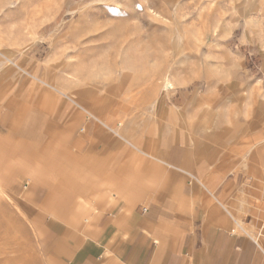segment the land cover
<instances>
[{
    "label": "rangeland",
    "instance_id": "rangeland-1",
    "mask_svg": "<svg viewBox=\"0 0 264 264\" xmlns=\"http://www.w3.org/2000/svg\"><path fill=\"white\" fill-rule=\"evenodd\" d=\"M2 55L24 79L17 94L57 93L44 83L60 88L63 76L65 92L84 93L87 107L112 110L122 125L142 110H170L167 139L181 150L189 134L194 153L208 147L197 172L214 175L201 183L264 247V0H0ZM225 153L233 163L224 168ZM0 194V264H49L27 206Z\"/></svg>",
    "mask_w": 264,
    "mask_h": 264
},
{
    "label": "crops",
    "instance_id": "crops-1",
    "mask_svg": "<svg viewBox=\"0 0 264 264\" xmlns=\"http://www.w3.org/2000/svg\"><path fill=\"white\" fill-rule=\"evenodd\" d=\"M2 57L0 188L27 206L49 264H264V247L201 183L214 175L197 172L208 147L194 153L189 134L181 150L167 139L170 110H142L122 125L112 110L87 107L84 93L65 92L63 76L61 89L44 83L57 93L17 94V70ZM232 163L225 153L223 167ZM258 219L259 210L251 228Z\"/></svg>",
    "mask_w": 264,
    "mask_h": 264
},
{
    "label": "snow or ice",
    "instance_id": "snow-or-ice-1",
    "mask_svg": "<svg viewBox=\"0 0 264 264\" xmlns=\"http://www.w3.org/2000/svg\"><path fill=\"white\" fill-rule=\"evenodd\" d=\"M105 7L108 8L112 12H115V11H118L119 10V9H117V7L115 5H105ZM137 7L142 8V6L139 5V4L137 5Z\"/></svg>",
    "mask_w": 264,
    "mask_h": 264
},
{
    "label": "built area",
    "instance_id": "built-area-1",
    "mask_svg": "<svg viewBox=\"0 0 264 264\" xmlns=\"http://www.w3.org/2000/svg\"><path fill=\"white\" fill-rule=\"evenodd\" d=\"M143 209H145V208H143ZM260 232H261V236H262L263 239H264V216H263V218H262V220H261ZM255 240H256V239H255ZM256 242H258V241L256 240Z\"/></svg>",
    "mask_w": 264,
    "mask_h": 264
},
{
    "label": "bare ground",
    "instance_id": "bare-ground-1",
    "mask_svg": "<svg viewBox=\"0 0 264 264\" xmlns=\"http://www.w3.org/2000/svg\"><path fill=\"white\" fill-rule=\"evenodd\" d=\"M0 190H1V188H0ZM2 191V190H1ZM0 196H1V194H0ZM2 200H1V198H0V202H1ZM1 226V225H0ZM3 228V227H2ZM261 236V232H260V229H259V233H257V235H256V237H257V239L259 238Z\"/></svg>",
    "mask_w": 264,
    "mask_h": 264
}]
</instances>
